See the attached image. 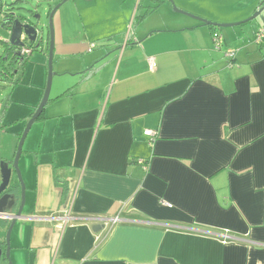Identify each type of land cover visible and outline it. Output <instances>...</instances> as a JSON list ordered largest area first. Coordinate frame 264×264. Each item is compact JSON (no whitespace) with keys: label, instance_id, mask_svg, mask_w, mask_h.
Listing matches in <instances>:
<instances>
[{"label":"crops","instance_id":"crops-1","mask_svg":"<svg viewBox=\"0 0 264 264\" xmlns=\"http://www.w3.org/2000/svg\"><path fill=\"white\" fill-rule=\"evenodd\" d=\"M138 2L40 116L54 131L27 150L20 246L30 264H264V55L229 60L197 19L142 29ZM65 210L64 223L47 217ZM115 215L92 230V216Z\"/></svg>","mask_w":264,"mask_h":264},{"label":"rangeland","instance_id":"rangeland-1","mask_svg":"<svg viewBox=\"0 0 264 264\" xmlns=\"http://www.w3.org/2000/svg\"><path fill=\"white\" fill-rule=\"evenodd\" d=\"M3 1L5 8L9 5L11 12L24 15L34 22L38 31V38L34 42L35 49L30 52L22 66L20 83L14 85L7 79L0 78V162L2 160L7 161L12 169L9 187L15 195V202L6 212L15 213L21 199V183L17 171L12 168L13 152L16 148L18 136L24 129L26 117L38 105L46 86L49 24L47 11L55 1L56 3L59 1ZM262 1L168 0V3L160 4L152 12L141 18L142 29H146L153 23H156L155 27H162V25L172 27L174 21L169 20L171 16L195 20L194 17L174 11V7L212 22L221 24L241 22L250 17ZM135 3L137 4V0H65L59 5L51 20L54 47L49 98L70 87L72 82L69 81L70 78L72 79V71H75L77 64H79L80 57L90 52L87 51L90 42L96 43L97 48H100L99 43L104 38L126 31L131 16L130 10ZM263 25L264 8L250 21L231 26H214L213 30L221 36L223 43L225 40L231 49H235L237 52L240 51L239 56H244L248 52H255V54L261 52L260 55H264V44L258 49L259 45H256L254 39H252L253 31ZM206 26L208 28V25ZM7 34L5 29L0 27V37L4 38ZM2 50L3 46L0 45V53ZM46 106L43 113H49L52 109V103ZM53 131L54 124L50 121H44L39 116L32 123L24 139L17 161L18 172L24 185L22 214L33 206L32 199L28 195L27 183L33 179L34 155L27 150L36 149L39 146V143L43 140V132L45 135H49ZM22 220L25 219L16 218L10 229L8 246L11 264H30V254L26 253L23 247L20 246L23 244L22 236L25 231V228H23L24 221ZM10 221L11 218L0 219V243L2 245L5 243L6 230ZM17 230L18 237H15ZM12 234L15 244H12ZM0 264H8L4 252L1 254Z\"/></svg>","mask_w":264,"mask_h":264},{"label":"water","instance_id":"water-1","mask_svg":"<svg viewBox=\"0 0 264 264\" xmlns=\"http://www.w3.org/2000/svg\"><path fill=\"white\" fill-rule=\"evenodd\" d=\"M65 0H61L59 1L49 12L48 14V18H49V24H48V60H47V82H46V86L44 88L42 97L38 103V105L36 106V108L34 109V111L31 113V115L29 116L28 120L25 123L24 129L22 131V133L19 136V139L17 141L16 144V148H15V153L13 156V165L12 168H14L17 171L18 177H19V181L21 183V199H20V203L18 206V209L15 213H7L6 210L11 208L14 205L15 202V195L11 192V187H9V181H10V176H11V167H9V164L7 161H1L0 162V174H1V184H0V193H2V195L0 196V219L3 218H11L10 224L6 230V235H5V248H2V243H0V257L2 252H4L6 258L8 259V264H11L9 261V233H10V229L15 221L16 218H20V219H27L30 218L32 215L29 214H22V206H23V202H24V185L21 181L20 178V174L18 172V168H17V161L19 158V155L21 153L22 150V145L24 142V139L26 137V134L28 132V130L30 129L32 123L40 116V114L43 112L47 102L49 101V93H50V86H51V77H52V52H53V28H52V24H51V20H52V16L54 14V12L56 11V9L59 7V5ZM264 8V6H262L261 8L257 9L250 17L246 18L245 20L241 21V22H236V23H227V24H221V23H217V22H212L209 21L207 19H204L202 17L196 16V15H192L187 13L186 11L180 10L178 8H173L174 11L185 14V15H189L191 17H194L195 19L203 22L204 24L207 25H213V26H231V25H238L242 22H246V21H250L251 19L255 18L260 11ZM25 38H27L28 40L34 41L37 40L38 38V31L36 29V27L31 24L29 21L26 22H22L19 20V18H16L13 22L11 31L9 33V38H8V42L14 46V47H22L24 45V40ZM31 52V51H30ZM19 53V52H18ZM17 53V54H18ZM69 215L68 211L65 210L63 211H58L54 214H50L47 217L51 218V219H56L59 220L58 218L60 216H67ZM72 212H71V216H72ZM105 227L104 222H99V223H95L92 225V230L94 232H99L100 230H102Z\"/></svg>","mask_w":264,"mask_h":264},{"label":"trees","instance_id":"trees-1","mask_svg":"<svg viewBox=\"0 0 264 264\" xmlns=\"http://www.w3.org/2000/svg\"><path fill=\"white\" fill-rule=\"evenodd\" d=\"M150 1L151 2H149L145 6H143L145 8L142 10L141 13H137L136 19L143 17L146 14L152 12L158 6V4H160L161 2H164L165 0H150ZM3 4H4V1L0 0V11L2 12L3 17H4L3 18L4 24H3L2 28H4L8 34L4 38L0 37L1 38V46H3V50L0 53V78L7 79L8 81L14 83V85H17L18 83H20L21 78H22V66L24 65L26 59L28 58V55H30V53H26L25 51L28 49V50H31V52H32L35 49L34 48L35 47L34 42L36 40L31 41V40H28L27 38H25L24 45L22 47H17L16 49L14 46H12L7 41L9 38V33L11 31L14 20L16 18H19L20 21L24 22V21H28L29 19L24 15L14 14L13 12H11L9 5L5 8L3 6ZM6 4H8V3L6 2ZM142 5H143L142 0H139L138 6L141 7ZM53 6H55V2L53 4ZM30 22H31V24H33L35 26L34 22H32V21H30ZM210 27L214 28L213 25H210ZM257 28L254 30V33L256 32ZM254 37L255 36L253 35L252 39H254ZM110 38L111 37H108L107 39H110ZM263 44H264V40L262 42L256 44V45H259L258 48H260V46ZM94 69H95V67L88 68L86 71L81 73L82 74L81 77L82 78L87 77L88 75H90L94 71ZM71 91H72V86L67 87L65 90H63L61 93L57 94L56 96H54L52 98L50 97L48 103H50L52 100H55L60 95H66L67 93H70ZM72 93H73V91H72ZM31 113L26 117V121L28 120ZM41 114H40V116H41ZM19 136H18V139H19ZM13 156H14V154H13ZM62 185H65V187H66V184L63 183Z\"/></svg>","mask_w":264,"mask_h":264},{"label":"built area","instance_id":"built-area-1","mask_svg":"<svg viewBox=\"0 0 264 264\" xmlns=\"http://www.w3.org/2000/svg\"><path fill=\"white\" fill-rule=\"evenodd\" d=\"M3 18H4L3 17V14L0 11V27H2L3 24H4L3 23ZM254 36H255L254 37V42L256 44H258V43H260V42H262L264 40V25L263 26H259L257 28L256 32L254 33ZM213 38H214V41L215 42H219V40H220L218 34H214L213 35ZM0 45H1V38H0ZM224 55L230 60V59L234 58V56H235V50L228 49V50L225 51ZM147 64H148V69L150 71L155 70L156 63H155V60H154V58L152 56H149L147 58ZM144 134L145 135H152V131L149 130V129H147V130L144 131ZM137 161L140 162V163H143L144 162V160L142 158H139ZM165 204L168 205V206L170 205L168 203H165ZM68 213H69V215H67V216H60L58 218L59 221H61L62 223H64V222H66V220H68V218L73 217V215L71 216V212L68 211ZM94 219H97V221H100V222H104L105 224L108 223V224L111 225L112 223L117 222L120 218L117 215L111 216V217H97V216H92L91 217V220H94ZM59 229H62V226L61 225L59 226ZM220 236H221V239H222L223 242H225V241H227V240H229V239L232 238V236L230 234H228V232H224L223 234H220Z\"/></svg>","mask_w":264,"mask_h":264},{"label":"flooded vegetation","instance_id":"flooded-vegetation-1","mask_svg":"<svg viewBox=\"0 0 264 264\" xmlns=\"http://www.w3.org/2000/svg\"><path fill=\"white\" fill-rule=\"evenodd\" d=\"M149 2H151L150 0H148V3ZM264 5V0L262 1V2H260L259 4H258V6H257V9H259V8H261L262 6ZM256 9V10H257ZM255 10V11H256ZM28 20V19H27ZM29 21V20H28ZM24 22H26V21H24ZM30 22V21H29ZM31 23V22H30ZM17 47H15V49H16ZM36 108V107H35ZM2 195V193H0V196ZM5 244V243H4ZM2 248L4 249V245H2Z\"/></svg>","mask_w":264,"mask_h":264},{"label":"bare ground","instance_id":"bare-ground-1","mask_svg":"<svg viewBox=\"0 0 264 264\" xmlns=\"http://www.w3.org/2000/svg\"><path fill=\"white\" fill-rule=\"evenodd\" d=\"M30 51H31V50H28V49H27L25 52L28 53V52H30Z\"/></svg>","mask_w":264,"mask_h":264}]
</instances>
